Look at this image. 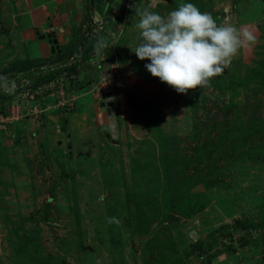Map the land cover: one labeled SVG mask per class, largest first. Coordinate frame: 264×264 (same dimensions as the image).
Returning a JSON list of instances; mask_svg holds the SVG:
<instances>
[{
	"label": "rangeland",
	"instance_id": "obj_1",
	"mask_svg": "<svg viewBox=\"0 0 264 264\" xmlns=\"http://www.w3.org/2000/svg\"><path fill=\"white\" fill-rule=\"evenodd\" d=\"M172 1L91 10L94 49L53 60L59 50L36 30L65 49L85 6L76 17L79 0H0V69L10 56L46 60L24 71L35 79L79 63L34 93L35 113L22 115L24 101L0 116V264H264V0ZM184 3L256 43L179 94L132 50L136 12ZM108 88L114 113L100 109Z\"/></svg>",
	"mask_w": 264,
	"mask_h": 264
},
{
	"label": "clouds",
	"instance_id": "obj_2",
	"mask_svg": "<svg viewBox=\"0 0 264 264\" xmlns=\"http://www.w3.org/2000/svg\"><path fill=\"white\" fill-rule=\"evenodd\" d=\"M136 15L141 43L131 50L141 61H150L145 68L153 77L179 94L207 86L224 73L241 48L256 43L247 27L218 25L210 13L192 3L181 4L167 16L148 8ZM109 222L118 220L110 217Z\"/></svg>",
	"mask_w": 264,
	"mask_h": 264
},
{
	"label": "trees",
	"instance_id": "obj_3",
	"mask_svg": "<svg viewBox=\"0 0 264 264\" xmlns=\"http://www.w3.org/2000/svg\"><path fill=\"white\" fill-rule=\"evenodd\" d=\"M111 1L114 2L115 0H83V2L82 1L79 2V7L77 8L78 11H76V13L77 14L80 13L82 11V7L85 6L84 17L85 18L88 17V18H86V20L81 25H79L76 29H73L71 33L70 42L67 44V46H65V49L60 48L59 51L55 52L54 54L55 57H53V60H62L63 58L70 55L72 51L77 49L79 46L83 47L82 54L85 56H87L94 49L96 45V41H94V38L100 39L101 35L96 34V35L90 36L89 34H86L87 31L91 30L90 19H89L88 14H90L91 10H94L99 13L100 17L104 18V16L108 12ZM85 2L86 4H84ZM171 3H173V1ZM117 5L119 4L117 3ZM86 9H89V13H87ZM99 47L100 49H103L101 45H99ZM87 58L89 59V57ZM44 63H46V60L44 61V59H40V58L16 59L10 62L3 69H0V77L3 76L5 73L14 74L15 72H18V71H29L31 68L40 66ZM78 65L79 63L75 61L74 64H72L71 66L65 69L59 70L58 72L51 71V72L40 73L38 76L35 77V79L31 78V83L29 87L31 90H35L38 87H42L45 92L49 91L51 90V87H49L50 82L54 81L58 75L62 74L64 70L68 71L69 76H70L72 72H75V69L78 67ZM84 83L85 81H76L74 84L67 87L65 90L67 95H72L75 92H77L83 86ZM52 88L54 89V87ZM7 98L8 96L0 94V102H3V100H6ZM51 111L54 112L52 109ZM195 247H198V246L196 245Z\"/></svg>",
	"mask_w": 264,
	"mask_h": 264
},
{
	"label": "built area",
	"instance_id": "obj_4",
	"mask_svg": "<svg viewBox=\"0 0 264 264\" xmlns=\"http://www.w3.org/2000/svg\"><path fill=\"white\" fill-rule=\"evenodd\" d=\"M91 25V30L87 31L86 34L91 35L92 30L94 29L93 23ZM78 49L80 50L81 54L77 55V60L80 59L82 56V47L79 46ZM72 62H74L73 57H71ZM43 65L39 66V68L33 67L30 69V73H39L42 70ZM32 70V71H31ZM27 73L24 71H18L14 74L12 73H5L3 76L0 77V94L8 96V98L4 102V106L0 113V116H7L6 114L13 113V103L18 106L21 102L28 101V105H25V109L28 108L29 111L22 115H31L36 112V105L33 104V95L34 93L41 92V88L31 90L29 85L31 83V77L25 76ZM21 77V78H19ZM104 79V77H102ZM10 101V102H9ZM38 106V105H37ZM33 109V110H32ZM20 115V116H22ZM19 116V117H20ZM11 118V117H10ZM10 118L7 116L6 119Z\"/></svg>",
	"mask_w": 264,
	"mask_h": 264
},
{
	"label": "water",
	"instance_id": "obj_5",
	"mask_svg": "<svg viewBox=\"0 0 264 264\" xmlns=\"http://www.w3.org/2000/svg\"><path fill=\"white\" fill-rule=\"evenodd\" d=\"M161 1L166 2V3H171L172 2V0H161ZM221 16L222 17L224 16L223 12L221 13ZM35 33L38 35L37 36L38 39L47 38L48 43L51 44V52H54L56 49L59 50L58 45H55L57 43V39L54 37V32L53 31L47 32L45 34L44 33L39 34V31L36 30ZM100 109H101V111H106L107 113H114L115 112V109L113 107L112 91L109 90V88L105 92V100L100 102ZM113 130L117 131V128H113ZM111 132L113 133V135H115V133L113 131H111ZM67 148L69 149L70 145H68Z\"/></svg>",
	"mask_w": 264,
	"mask_h": 264
},
{
	"label": "crops",
	"instance_id": "obj_6",
	"mask_svg": "<svg viewBox=\"0 0 264 264\" xmlns=\"http://www.w3.org/2000/svg\"><path fill=\"white\" fill-rule=\"evenodd\" d=\"M79 1H82V0H79ZM158 1V0H157ZM59 11V10H58ZM76 17H80V13H76ZM25 58H27V57H25ZM24 58V59H25ZM16 59H23V58H19V57H17V58H15V57H8V58H5V64H9L10 62H12V61H14V60H16Z\"/></svg>",
	"mask_w": 264,
	"mask_h": 264
}]
</instances>
